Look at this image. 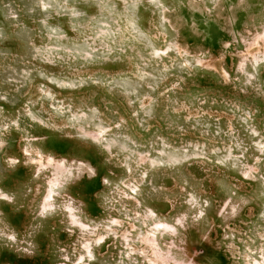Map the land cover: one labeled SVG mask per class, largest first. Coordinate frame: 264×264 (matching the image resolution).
Masks as SVG:
<instances>
[{
  "label": "rangeland",
  "instance_id": "1",
  "mask_svg": "<svg viewBox=\"0 0 264 264\" xmlns=\"http://www.w3.org/2000/svg\"><path fill=\"white\" fill-rule=\"evenodd\" d=\"M1 20L0 264H264V0Z\"/></svg>",
  "mask_w": 264,
  "mask_h": 264
},
{
  "label": "trees",
  "instance_id": "2",
  "mask_svg": "<svg viewBox=\"0 0 264 264\" xmlns=\"http://www.w3.org/2000/svg\"><path fill=\"white\" fill-rule=\"evenodd\" d=\"M166 19V21L167 22H169V19L168 18H165ZM2 20L0 21V38H4V39H7V38H9V34H6L7 32L5 31L6 29H5V26H3L2 25ZM169 27L173 30V27H172V25L171 24H169ZM6 32V33H5ZM177 159H174V160H172V163H175V161H176ZM251 174V176L253 177V178H255V175L254 174H252V173H250ZM242 179H244V180H246L247 178L245 177H243L242 176ZM250 181H251V179H250ZM205 203H207V202H205ZM234 211H236V210H234Z\"/></svg>",
  "mask_w": 264,
  "mask_h": 264
}]
</instances>
